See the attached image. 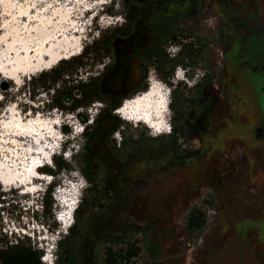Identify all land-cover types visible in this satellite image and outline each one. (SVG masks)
<instances>
[{
	"label": "rangeland",
	"instance_id": "374dc122",
	"mask_svg": "<svg viewBox=\"0 0 264 264\" xmlns=\"http://www.w3.org/2000/svg\"><path fill=\"white\" fill-rule=\"evenodd\" d=\"M17 1L42 5L43 0ZM126 3L125 0L124 3L122 0H65L63 6L74 17L73 27L80 29L84 38L81 52L76 56L78 58L67 60L77 64L64 66L59 62L53 67L65 72L49 90L41 88L38 81L40 73L23 77L19 84L0 76V96L3 98L0 103V124L1 117H8L3 106L11 105L9 122L15 112L23 119L28 116L26 122L41 118L39 124H45H37L39 131L44 128L43 133L50 138L74 136L73 144L79 147V152L84 142L83 133L75 136L71 134L73 129L69 126L71 123L82 124L75 117L77 110L71 113L50 108L53 93L97 74L101 80L105 79L108 69L116 62L115 52L124 39L121 35L115 36L113 47L108 52L99 49V44L95 43L124 27ZM3 6L0 5V54L5 58L10 38L5 40L3 37L14 24L11 22L14 12L4 11ZM48 12L49 9L45 13ZM211 17H204L209 20L203 25L213 23ZM215 48L210 46V49ZM168 53L175 52L170 50ZM171 59L175 58L167 57L166 62ZM194 60L193 63L197 64L192 67L193 70L186 68L192 63L191 60L174 64L172 69L165 63L160 70L152 63L141 64L140 68L135 61H130L135 68L129 73L127 90L137 83H145L147 88L150 82L159 83L160 90L169 88L168 104L174 112L167 106L165 126L167 128L169 125L170 131L153 136L145 124L122 120L112 110L121 125L109 137H100L95 146L94 190H88L89 184L79 173V153H73L74 149L67 157L54 154L50 165L41 170V173L49 174L45 169H50V174L56 178L61 175L70 178L68 171L56 173L52 161L60 157L84 181L77 219L74 222L72 216V224L65 236L72 246L73 264H103L105 249L117 250L124 242H133L139 248L138 255L129 264H264V146L256 145L251 122L241 116V127L233 126L232 116L228 118L226 114H217L216 118L222 122L214 126L213 136H217L213 142H219L213 144L214 152L210 154L212 147L207 146L210 145L212 130L201 133L196 139L178 135L181 121L193 112L196 95L193 88L206 71L205 58L200 56ZM215 60L220 58L216 57ZM143 70L145 77L142 79ZM191 70L192 74H189ZM178 71L183 73L181 81L178 80ZM174 82L176 87L171 89L169 86ZM205 85L199 88L204 89ZM214 86V94L223 96L217 81ZM141 92L133 94L131 98ZM131 98L122 99L121 103ZM103 107L104 102H95L85 111L78 109V112L87 117L86 124ZM53 121L57 125L52 130ZM48 122H51L50 126H47ZM91 124L87 123L86 127ZM171 127L176 128V133L172 134ZM68 142L62 148H66ZM57 182L58 179H55L51 186ZM49 190L50 187L43 200L50 202L51 206L39 219L48 237L58 229V224L53 220L56 209L52 205V187ZM31 198L34 200V197ZM191 208L202 210L206 216L204 227L194 232L188 231L185 226ZM73 223L75 225L70 232Z\"/></svg>",
	"mask_w": 264,
	"mask_h": 264
},
{
	"label": "flooded vegetation",
	"instance_id": "af4514ba",
	"mask_svg": "<svg viewBox=\"0 0 264 264\" xmlns=\"http://www.w3.org/2000/svg\"><path fill=\"white\" fill-rule=\"evenodd\" d=\"M125 1V25L122 29L128 30L123 35L124 41H121L122 46L118 47L115 58H122L120 53L124 52L123 46L139 47L149 43L159 45V59L166 61L167 57L175 58L165 62L170 69L174 66L172 61L181 55L185 56L186 61H192L186 68L197 64L193 63L194 58H205L206 71L193 88L196 93L193 112L181 121L178 135L196 139L201 133L212 130L207 147H212L209 154L214 152L213 144L219 141L213 142L217 136H213V131L214 126L222 122L216 118L220 113L228 118L232 116L233 126L241 127L240 117H247L256 145L264 146V0ZM210 15L214 22L203 25ZM210 46L216 48L210 49ZM172 47L179 51L168 53ZM131 52L127 55L134 62L138 51L135 49ZM216 57L220 60L216 61ZM134 68L129 63L127 72L131 73ZM192 70L189 74H192ZM216 81L222 89L221 97L213 92ZM203 84H206L204 89H200ZM175 87L176 84L172 85L173 89ZM194 161L197 162L196 159ZM2 194L0 191V201ZM31 197L18 196L22 202H29ZM21 245L33 250L27 240L8 237L0 230V264H18Z\"/></svg>",
	"mask_w": 264,
	"mask_h": 264
},
{
	"label": "bare ground",
	"instance_id": "6f19581e",
	"mask_svg": "<svg viewBox=\"0 0 264 264\" xmlns=\"http://www.w3.org/2000/svg\"><path fill=\"white\" fill-rule=\"evenodd\" d=\"M64 1L43 0L42 5H39L17 0H0V5H4V11L12 12L13 10L14 12L11 20L14 24L7 29L3 37L5 40L7 37L10 38L7 46L5 45L7 54L5 53V58H2L0 54V76L3 79L19 84L27 75L50 70L59 62L80 54L84 39L81 35L82 31L73 27L74 17L67 9L72 3L65 8ZM48 9L50 13H45ZM9 23L8 21L7 24ZM158 85L155 84L145 92H141L142 95L127 99L129 101L115 110L116 114H121L120 118L126 121L143 123L152 130H154L153 125L166 128L168 94H164ZM12 115L10 122L9 117H1L0 185L4 191L15 189L20 192V195H30L41 190V186H46L44 182L48 180L49 174L41 173L38 167L39 165L43 168L47 166L46 159L51 160L54 154L51 155L43 150L34 155L37 152L35 148L49 138L46 136L47 133H43L44 128L40 129L41 131L37 128L41 118H38L37 122L34 120L26 122L28 116L23 119L16 112ZM42 124L45 123H40L39 126ZM50 124L51 122H48L47 126ZM56 125L57 122L53 121L52 130L56 128ZM159 134H167V131ZM62 195H64L63 192ZM70 206L71 212L72 204ZM60 220L62 221L61 216ZM65 226L61 228L64 229Z\"/></svg>",
	"mask_w": 264,
	"mask_h": 264
},
{
	"label": "trees",
	"instance_id": "16d2710c",
	"mask_svg": "<svg viewBox=\"0 0 264 264\" xmlns=\"http://www.w3.org/2000/svg\"><path fill=\"white\" fill-rule=\"evenodd\" d=\"M159 6H161V1ZM127 30L128 29H118L113 31L109 35L102 37L98 43L95 44H99V49L108 52L109 49L113 47L112 40L114 37L125 35ZM135 49L138 51L135 53L137 58L135 59V62L139 65L138 67L141 68V66L146 63H152L155 65L157 70H160L164 66L166 61H164L163 58L159 59V45L155 43H149L139 47L127 45L123 47L124 52L122 51L120 53L122 58L120 59L116 57V62L112 65V68L108 69L109 72L106 74L104 80H101L100 75L97 74L96 76L88 78L83 82L77 81L75 85H69L67 87L54 90L50 108L71 113L77 110L75 117L82 123L86 121L87 117L81 111H85L90 106V104L95 102H104V107L100 109L93 118H91L92 124L89 127H84L82 134L84 142L81 145L79 152H76V154L79 153V173L89 184L88 190H94L96 187V182L94 181L95 171L93 169L95 161L94 150L99 138L103 136L109 137L113 132L117 131L121 125L119 119H117V117L112 113V110L119 109V107L122 105V99L131 98L133 94L140 91L144 92L147 89L145 83H137L129 90L126 88L130 75L129 72H127L130 63V56L127 54L132 53L131 51H135ZM61 62L64 66L77 64L73 63V61L67 60H63ZM172 62L173 65L178 63L182 64L185 62V56L181 55L178 59ZM63 72L58 71V69L55 68L51 69L48 73H40L38 76V81L41 88L46 90L53 89L54 85L58 82ZM144 77L145 70L142 72V79ZM168 107H170L171 111L174 112V109L171 108L170 103L168 104ZM78 109H81V111L78 112ZM171 132L172 134L176 133V128L171 127ZM52 162L56 173L62 170H71L70 164L60 157L54 159ZM45 170L49 174L52 173L50 169L46 168ZM81 202L82 200L80 203ZM50 206V202L43 200V212L48 210ZM78 208L79 205L73 213L74 222L77 219L76 215L79 210ZM205 222V213L198 208H191L188 212L185 226L188 231L194 232L202 229L205 225ZM74 225L75 223H73L71 226L70 232L74 228ZM20 250L21 255L20 259L18 260V264H42L39 260L41 252L31 250L25 245H21ZM138 252L139 248L133 242H124L123 246L119 247L117 250L106 248L104 251L103 264H129L130 260L138 255ZM56 264H73L72 246L68 242V237H64L58 243Z\"/></svg>",
	"mask_w": 264,
	"mask_h": 264
},
{
	"label": "clouds",
	"instance_id": "9594fccd",
	"mask_svg": "<svg viewBox=\"0 0 264 264\" xmlns=\"http://www.w3.org/2000/svg\"><path fill=\"white\" fill-rule=\"evenodd\" d=\"M171 51L177 52L179 51V49L173 48L171 49ZM177 76L180 77V79L178 80L181 81L182 80L181 78H183V73L178 71ZM175 83L173 85H175ZM169 87L173 89L172 86H169ZM166 92L168 94L169 88H166ZM91 122L92 121L90 120L88 124H91ZM86 124L82 123L80 125L79 123L78 125L80 128L84 129V126H86ZM152 127L154 130L152 131L151 135L153 136L157 135L158 133L162 131H168L167 128H162L160 125H153ZM81 134H79L78 136H80ZM73 140L74 139H71L68 137L61 138V141L59 143L60 147L57 150V153L61 154V152H64V153L69 154L70 156L72 149H74L73 153H76L79 147L76 145L74 146ZM67 141H70V142H68L66 148H62V145L66 144ZM68 176L77 185L76 195L74 197V203L72 205L71 212L69 209V223L64 227V229H61V227L58 225V229L55 230L54 234L51 235L50 237L47 236V231L44 230V226L42 225V222L39 221V219L41 218V212L43 211V198L45 194L47 193L48 188L51 187L55 179L59 180V177L56 178L52 174H49V176H47L48 180L44 182L46 186L44 187L41 186L40 187L41 190H39L37 193L32 194V197H34V200L31 199L29 202L20 201L18 198V196H20L19 193L15 192L16 193L15 194L13 192H10L11 190L4 191L0 187L1 189L0 191L3 192L2 198L0 201V230L1 232L8 237H17L20 240H25V241L27 240L31 244L33 250L42 252L41 255L43 254L44 257L47 259V261L40 260L43 264H47V263L54 264L56 260V255H57L58 243L66 236V230L72 224L73 213L78 206L79 198L81 196V191L85 188L84 181H82V179L78 178L75 175V171H71V170L68 171ZM12 191H14V189ZM10 193H12L11 196H10ZM52 205H53V208L56 209L54 210V212L58 211L56 204L53 203ZM32 214L34 215V218H32ZM53 220L55 221L54 218Z\"/></svg>",
	"mask_w": 264,
	"mask_h": 264
},
{
	"label": "built area",
	"instance_id": "2783aa9c",
	"mask_svg": "<svg viewBox=\"0 0 264 264\" xmlns=\"http://www.w3.org/2000/svg\"><path fill=\"white\" fill-rule=\"evenodd\" d=\"M175 83V82H174ZM167 129H168V131H167V133L170 131L169 129H170V127H169V125H167Z\"/></svg>",
	"mask_w": 264,
	"mask_h": 264
},
{
	"label": "water",
	"instance_id": "95a60500",
	"mask_svg": "<svg viewBox=\"0 0 264 264\" xmlns=\"http://www.w3.org/2000/svg\"><path fill=\"white\" fill-rule=\"evenodd\" d=\"M140 1H143V0H140Z\"/></svg>",
	"mask_w": 264,
	"mask_h": 264
}]
</instances>
